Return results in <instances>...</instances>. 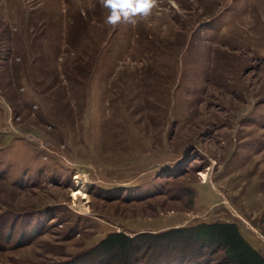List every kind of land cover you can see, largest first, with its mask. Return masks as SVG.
Masks as SVG:
<instances>
[{"label": "rangeland", "instance_id": "obj_1", "mask_svg": "<svg viewBox=\"0 0 264 264\" xmlns=\"http://www.w3.org/2000/svg\"><path fill=\"white\" fill-rule=\"evenodd\" d=\"M108 12L0 0V264H96L109 234L218 223L264 259V0ZM140 248L135 264L223 258Z\"/></svg>", "mask_w": 264, "mask_h": 264}, {"label": "trees", "instance_id": "obj_2", "mask_svg": "<svg viewBox=\"0 0 264 264\" xmlns=\"http://www.w3.org/2000/svg\"><path fill=\"white\" fill-rule=\"evenodd\" d=\"M162 242L163 246L160 245ZM180 243H184L186 255L196 248H210L222 252V264H264V259L240 236L237 226L232 223L201 224L133 237L112 233L99 241L89 255L96 264H135L140 247L149 249L152 257L154 254L173 253Z\"/></svg>", "mask_w": 264, "mask_h": 264}, {"label": "clouds", "instance_id": "obj_3", "mask_svg": "<svg viewBox=\"0 0 264 264\" xmlns=\"http://www.w3.org/2000/svg\"><path fill=\"white\" fill-rule=\"evenodd\" d=\"M101 4L109 10L106 23L115 27L121 22L136 24L137 17L147 19L157 0H100Z\"/></svg>", "mask_w": 264, "mask_h": 264}, {"label": "bare ground", "instance_id": "obj_4", "mask_svg": "<svg viewBox=\"0 0 264 264\" xmlns=\"http://www.w3.org/2000/svg\"><path fill=\"white\" fill-rule=\"evenodd\" d=\"M81 195V193L80 192H77L76 194H74L73 196H74V199L77 197V196H80Z\"/></svg>", "mask_w": 264, "mask_h": 264}]
</instances>
